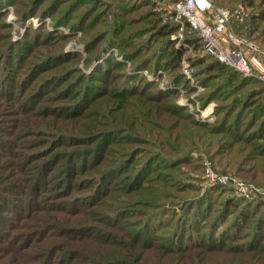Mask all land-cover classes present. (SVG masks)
<instances>
[{
  "label": "trees",
  "instance_id": "obj_1",
  "mask_svg": "<svg viewBox=\"0 0 264 264\" xmlns=\"http://www.w3.org/2000/svg\"><path fill=\"white\" fill-rule=\"evenodd\" d=\"M36 1L37 0H33L34 4ZM54 1L57 0H53L52 3ZM70 1L73 2L70 4L69 8H66V10L60 14L59 17L62 18H59L55 22L56 26L59 24H65L64 22H66L67 19L69 21L72 16L71 27L74 29H84L88 35V32H90L93 27L98 26V18L103 16L105 12H98L102 8L97 9L95 2L94 5L87 10V12L86 10L78 12L84 0ZM214 1L219 6L227 7H234L239 3L246 4L247 7L250 8V25L246 26L243 23H236L238 27L242 28V31L238 33L247 35L258 42L264 43V0ZM116 3L118 4L117 6H119L120 11H122L119 16L122 15V17H124L125 14L130 15V13L134 12L132 10H129V12L123 10L126 9L121 6L123 5V0H117ZM116 8L118 9V7ZM51 12L50 6L48 8H44L43 14H41L42 18L46 15H51ZM146 17L147 15L143 16V18L134 17L130 20H127L125 17L127 25L124 23L120 24L122 20L120 22L114 23L111 32L116 33V36H120L125 33L126 35H123L121 39L126 40V43L124 44H119V37H109V33H107V31L104 35H98L97 33L94 34L95 36L93 35L91 38H89V40H86V52L90 55L92 53L95 55L91 60L96 61L100 59L105 52L104 50L107 51L113 44L118 43L120 45L119 49L122 52L121 55L124 56V58L130 60L133 70H142L147 67L159 68L162 65L170 66V64L174 65V62L177 64L184 49L173 48V43L170 41V34L177 31V24L174 22V20L171 21L172 23L163 20H153L144 26L146 29L141 30L142 28H137L135 30H131V34H127L128 31H130L126 29L129 27V24H138L139 22L145 20ZM84 23H86V26ZM262 26L263 28H261ZM260 28L261 30H259ZM142 33L148 34V38H146L145 42L135 46L134 44L136 43L132 41L137 40V36ZM101 35L102 37L100 39L103 42L102 47H99L98 41L100 42L101 40L96 37ZM185 38L194 46V49L200 48L204 52L203 44L197 30L191 28L189 25L186 26ZM17 43H20V41L13 44L16 45ZM38 43L40 42L36 41L35 45H31V47H36ZM26 47L27 44L19 51H24ZM31 51L32 49L30 48V50H28L25 54L15 57V59H18V64L15 70L10 72V75L7 77V81L9 83H4L3 87L0 83L1 96L14 100L15 98L19 99V95H22L23 100L20 105L21 112L28 116V111L35 108L41 102V99L44 95L43 91L48 85H53L55 83L57 86L59 82L62 83L59 86L66 85L67 89L62 91L63 98L67 97V93L73 94L75 91L79 92L77 97L73 99V101H75L73 105L63 107L61 106L62 102H60L57 109H53L52 112H50L53 114V116H50L49 113L40 114L39 116L31 114L30 117H40V119L31 125L23 124L27 118H24L22 122L18 124L16 122L12 123L8 129L10 132H6L8 133L7 135L10 134V138H0V145L2 146V149H8L9 147L13 149L14 146L16 148H20L19 151L21 154L26 155L27 158H25L26 160L23 162V166L26 162V164L31 167L28 168L29 172L27 171L29 174H26V176L23 177L21 176V171L18 169V163L13 162L11 164L12 166H10L11 174L2 180L0 178V247L3 246L9 250L11 249L12 253H17L16 251L23 250L21 257L28 258L32 262H37L40 258H44L43 262H37L35 264H59L63 261V259L74 260L76 257L82 258L83 262L81 264H128L127 258L125 259V257L123 260H118L115 258L118 257V254L114 253L117 251V248L112 251V248L116 247L117 245L124 249L126 246V240L124 239V236L127 235L129 230L125 231L123 228V214L121 213L123 208L120 207L115 209L114 212H116L112 216L109 215V213L102 214V219L105 222L104 224H101L97 227H91L89 225L79 223L76 225L66 226L62 232H60L61 229H59L60 224L58 222L46 221L47 218L41 213H51L48 214L50 217H55L54 220H59L64 218L60 215H65V212L68 213L70 217L72 213L78 215L80 213L86 212L85 209L87 207L95 205L96 202L93 201L103 198V196L108 193L111 185H114V183L120 181L121 174L128 171L126 170L127 163H135L133 162V156L136 158V156L139 155L138 152L142 151L138 150L137 148L131 149L129 148L130 145H132L134 142H137L136 138L138 136H144L148 140L155 139V129L158 131L157 139L160 141L163 149L164 147H167L168 151H170V156H172L171 154H179L182 151H191L192 149H194V151L195 149L197 151H201L200 148H202L204 151L208 152V156L212 162H215V168L217 165H219L221 172H235V174L243 176L244 179L246 178L245 180L264 186V125L261 124L264 120V86L260 81L244 77L245 79L253 80L260 85L257 90H253L251 93H245V103H243V109H250L249 113H251V121L246 120L244 122L239 114H236L233 120H231L232 117H228L229 115H233L234 110H232L231 114L222 117L217 123L202 124L195 121L191 116L179 112L175 106L171 105L170 107L173 108H167L163 102L169 100L170 96H172L171 94L174 93L173 91L152 94L150 89H154V82L145 80L141 74H129V72L125 69V64L123 62L117 61L114 56L105 58L102 65L95 68L93 72L86 74L84 71H82L85 74H83V76L77 75L73 77L72 75L73 73H76L77 68L72 67L66 69L65 74H49L43 80L35 84L34 81L39 77L40 74L42 75L44 72L51 71L52 68H57L64 63L72 61L75 54H73V56L68 54L69 56H64L65 58H60L57 61H53L51 59L53 57L52 56L48 59V61L45 60L40 64L33 61L28 62L27 64H30L31 66L24 70L22 69V66L26 63L27 56L30 55ZM204 54L206 55L205 57L199 58L201 64L204 63L203 59H206V57L210 59V62L205 64V66L201 69V73L205 77L206 73L211 74V71L214 73L217 71L218 74H211L214 76L210 77L214 79L225 77L227 78L226 83H228L226 86L230 87L231 83H234L241 76L239 73L214 59L209 54ZM41 65L49 66L40 68ZM19 75L20 78H18ZM95 79L99 81L100 86L95 84ZM109 80H111L114 85V90L112 91H110L109 88H105V85L110 83ZM119 80H121V82H119ZM29 86H32V91L28 94H25V91ZM242 89L244 88H239V90ZM239 90L236 92L229 91V93L235 94L239 92ZM251 96L259 97L257 102L254 104H249L248 98ZM98 101H102L101 105L98 104ZM87 111H89L91 114L90 116H86L88 115ZM104 111L108 113L109 118L111 119L110 121H117V116H114V114L118 112V119L120 122L119 113H122V119L125 118V124L120 123V128H116L114 125L109 124L110 128L107 130V132L104 131L94 135H100V140L102 141L109 138V144L113 142L118 143L119 146L122 145L126 147L124 152L129 151L130 153H128L129 156H125L127 157V160L125 161L124 165H113L106 171L101 170V172H96L94 174L91 173L89 176H87L88 178H85L84 180L81 179H83L85 176L79 179L82 185L80 187L86 189V191H90L89 193L80 197L84 198V201H87L85 204L88 203L87 207L85 208L82 207L83 204L77 201L80 198L74 196L73 190H76L77 177L81 174L83 169L87 170L88 167H91L90 169L95 170L101 167V165H103V157L105 156V152L99 153V148L94 147L92 150H89L91 153L86 157L83 156V160L80 162L77 160L76 150L70 149L66 154L62 153V155H55L50 160H44V158H41V156L44 154H39L38 157H34V155L38 152H32L28 155V152L26 153V149H24V145H21V142L16 141V139L22 141V139L25 137H29L28 135H31L30 137H32V135L35 134H43L50 135L52 137L51 139L53 141L50 143L51 146H54V144H56L58 141H61V144L63 145H74L75 143H78V141L86 142L91 140L92 137H95L91 134L93 131L92 128L95 129L97 125H105L103 120L99 118L100 114H103ZM46 117L52 118L49 119ZM261 117L263 120L260 119ZM89 118H92L90 123H88L90 120ZM83 119H85V122L82 121ZM257 121L261 122L257 124ZM248 122H250L249 125ZM253 127H257L254 132H252ZM76 129L85 131L87 134H78V136L80 135L79 137L73 136V133L80 132ZM19 130L21 131L19 132ZM94 132L97 133L96 131ZM166 132H168L167 136H169L168 143H165L163 138V135L166 136ZM122 133H132L135 138H132L130 134L129 136L121 137ZM33 139L35 138L30 140L33 142V145L40 141L38 139ZM144 142L147 143L146 141ZM100 143L101 142L97 143V147L100 146ZM108 150L111 151L110 149ZM122 151L123 149L118 151L116 150V147H114V152ZM43 152H48V150H44ZM90 156L91 159L89 158ZM160 156V154L149 156L144 162L139 164L135 170L132 171V175H130V177H132L130 178L129 182V190L131 188V191L137 193L138 196L140 195L145 197L147 194H149L152 195L151 197L153 198H155L153 196L154 191L160 193L156 195L158 198L164 194H167L168 197H170L171 192H168L167 189L173 190L174 188H177L178 191H182L181 193L191 191L187 187H178L180 180L177 182L175 178L182 173V169L177 167V164H168L165 161V167H156L157 162L154 161L159 159ZM56 158L58 160L55 161ZM60 159H65L62 162L65 167V170L63 171L57 168ZM35 162L37 164H34ZM153 162L155 164H153ZM38 163L42 164L40 165ZM180 163L187 165L189 161L183 160ZM19 166H22V162L19 163ZM3 169L4 168L0 164V177H2V173L4 171ZM194 169H197V167H194ZM160 170H162L164 174L167 173L168 176H165L164 174H161L160 176L157 175V171ZM51 171L53 172L51 173L52 176L50 177H53V179L58 177V179L55 181V184L49 188L48 184L45 183L49 179L48 174ZM30 177L33 179L31 186H29L26 181ZM180 185L184 186V183ZM48 189L49 191H52L53 196L51 200H48V197L50 196H46ZM172 195L177 198L181 196L175 192H173ZM195 198L196 197L190 199L186 197L183 200L185 201L184 204L188 206V212L190 215L192 214L191 217H203L202 215H198L196 211L197 209L203 208L207 204V200H205L203 205L198 208L193 205ZM204 198L206 199V194ZM222 198L223 196L220 199ZM231 198L232 197L230 196L227 199V204L225 206H228L229 204H233V206L235 205L236 202L232 200L234 198ZM240 200L241 201H239V204L244 203L249 207L264 205V200H258L254 202H249L244 198ZM196 202H199V200H196ZM244 209H246V206ZM52 210L57 211L54 213H59V216L56 217L53 212H50ZM34 211H37L36 214L32 213ZM183 211L187 210L183 209ZM207 211L203 212V215ZM208 214L209 213L205 214L206 217H208ZM154 215L156 214L151 213L148 218L142 219L139 223L135 222L129 224L132 229L131 235H128L131 238L130 243L141 251H143L142 248L154 246L152 244L151 237L157 234L156 228H159V226L162 224V221L157 222L160 224L153 222L152 219ZM216 217L218 218L215 221L209 222V226L206 229L209 231L206 233L204 240L209 238V235L214 237L223 230H232L234 228L233 225H235L237 221L243 220V223L245 224V218L247 215L242 213L235 219L233 218L231 221L235 223L232 226L227 225L224 229L221 227L224 224L222 221L224 220L225 213L219 214ZM262 220H264V211L262 215L259 216L258 220L252 221L254 224L250 227L252 232H249V234L244 237V242L237 243L236 246L227 247H231L233 250L232 252H235V248L241 247L242 250H246L245 252L247 253H253L256 251L260 254H264V244H262L263 242L259 241L256 243V241H254L255 231L264 230V224H260L258 222ZM187 222L188 219L185 220L183 225L186 227L184 231H182L183 226H181V228H178L177 231L172 230L168 233L167 237L164 236V238H161L166 241L165 243H168V245L161 244L160 246V248L164 249L163 252H166L165 254L170 255L183 253V255H185L186 252L192 251L205 253L204 250L208 249L209 251H215L216 248L223 250L221 249L222 246H217L213 243L208 245L204 243H189L192 240V236L190 234H187V237H190V239L186 241V232L191 231V226L193 224H197L196 227L198 230L199 223L197 220H194V218H191L190 221L188 223ZM109 225L113 227L112 230L107 228ZM129 225L128 229H130ZM215 227H217V229L214 231ZM52 228H58V233H62L61 237H68V239H70L69 243L64 241L67 252L64 255L59 256V259L56 263L54 262L53 256L51 254H53L56 249H59V245L54 246L52 243V238H50L53 235L52 231H50ZM175 228L176 227H174V229ZM116 237L119 239H116ZM238 237L239 236L235 234L228 237L227 239L236 240ZM179 238L181 241L180 244H176V246H170V241ZM96 241L103 242V245L107 247L105 253L100 254L102 258L96 257L94 253H92L93 251H84L82 246L83 243L84 246H89L91 243ZM40 242L42 246H36ZM199 242L202 241L200 240ZM219 243L221 245H225L227 242H225L224 239H221ZM198 255L199 254L196 256L195 254L196 257H199ZM12 256L16 255L13 254ZM185 259L188 258L186 257ZM261 260H264V258H261ZM193 262L197 263L198 259H194ZM0 264H4L2 260H0ZM262 264H264V261Z\"/></svg>",
  "mask_w": 264,
  "mask_h": 264
},
{
  "label": "rangeland",
  "instance_id": "obj_2",
  "mask_svg": "<svg viewBox=\"0 0 264 264\" xmlns=\"http://www.w3.org/2000/svg\"><path fill=\"white\" fill-rule=\"evenodd\" d=\"M52 1L53 0H37L34 4L33 0H0V83L2 87L4 83H9L7 81V77L10 75V72H13L17 67L18 59H15V57L25 54L28 50H30V48L32 49V51L30 52V55L27 56L26 63L22 66V69L24 70L28 69L31 66L30 64H27L28 62L33 61L35 63L40 64L45 60L48 61V59L52 56L53 57L51 59L53 61H57L60 58H63L64 56H69L68 54H71L72 56L73 54H75V56L73 57L74 59L72 61L64 63L57 68H52L51 71L44 72L42 75L40 74L39 77L34 81L35 84L43 80L49 74H65L66 69L72 67L77 68L76 73H73L72 75L73 77L77 75L83 76L84 73L82 71H84L86 74L93 72L95 68L100 67V65H102L105 58L109 56H114L117 61L123 62L125 64V69L129 72V74H141L145 80L154 82V89H150V92L152 94L173 91L174 93L171 94L172 96H170L169 100L163 102L167 108L171 105L175 106L179 112L191 116L195 121L202 124L217 123L221 120L222 117L231 114L232 110H234L233 115H229L228 117H232L231 120H233L236 114H239L241 119L244 120V122L246 120L251 121V113H249L250 109H243V103H245V93H251L253 92V90H257L260 85L253 80L245 79L244 76L242 77L241 75L234 83H231L230 87H227V78L224 77V79L223 77H221L219 79H214L210 77L214 76L211 74H218L217 71H215V73L211 71V74L206 73V77L202 75L201 69L205 66V64L210 62V59L206 57V59H203L204 63L201 64L199 58L205 57V52H203V50L200 48L194 49V46L186 40L185 34L183 38L173 37L175 36L174 33L170 34V41L173 43V48L184 49L181 58L179 59V62L177 64H175L176 62H174V65L170 64V66L162 65L159 68L147 67L142 70H133L130 60L124 58V56L121 55L122 52L119 49V46L121 44L126 43V40H121L123 35L126 34L124 33L123 35L116 36V33H112L111 29L113 28L112 26L114 25V23L120 22L122 20L123 22L121 21L120 24L124 23L125 25H127L125 17L127 20H130L134 17L143 18V16L147 15L146 19L142 22L133 25L129 24V27L126 28L130 30L127 33L128 35L129 33L131 34V30H135L137 28H142L141 30L146 29L144 26H146L149 22L153 20H163L172 23V4L175 2V0H123V5L121 6L126 8L123 10H126L128 12L129 10L134 11L130 13V15L125 14L124 17H122V15L119 16L122 11H120L119 6H117V0H84L78 12H82L83 10H86L87 12V10L94 5V2L97 6V9L102 8L98 12H105L103 16H100L98 18V26L93 27V29L88 32V35L84 31V29H74L71 27L72 16L69 21L67 19V21L64 22L65 24H59L56 26L55 22L59 18H62L59 17L60 14H62L64 10H66V8H69L70 4L73 1L57 0L53 2L54 4L52 3ZM49 6L52 11L51 15H46L42 18L41 14H43V9L48 8ZM116 7H118V9ZM84 25L86 26V23H84ZM263 26L261 28H263ZM261 28L259 30H261ZM235 29L237 32L242 31V28L238 27L237 25H235ZM106 31L107 33H109V37H119L118 42L120 45L118 43L113 45L111 44L112 46L107 51L104 50L105 52L103 53L100 59L96 61L91 60L94 58L95 55H93V53L90 55L86 52V40H89V38H91L94 34L97 33L98 35H104ZM147 35L148 34L146 33L139 34L137 36V40L132 42H135L136 44L134 45L137 46L145 42L146 38H148ZM101 37L102 35L96 38L100 39ZM19 41L20 43H17L16 45L13 44ZM36 41L43 43H41V45L40 43H38L36 47H31V45H35ZM102 42V40L100 42L98 41L99 47H102ZM258 43L264 46V43ZM26 44L27 47L24 49V51H19L20 49H22V47H25ZM46 66L49 65H41L40 68H45ZM18 78H20V75ZM94 81L96 82L95 84L97 86H100L99 81L97 79H95ZM109 81L110 83L108 85H105V88H109V90L112 91L114 90V85L111 80ZM119 82H121V80H119ZM60 84L62 83L59 82L57 86L56 84L54 86L52 84L46 86L43 91L44 95L41 99V102L35 108L30 109L28 111V116L25 113L23 114L21 112L20 105L23 100L22 95H19V99L15 98L14 100L11 98H5L4 96L0 95V138H10V134L7 135L8 133L6 132H10L8 129L10 128L12 123L16 122L18 124L22 122L24 118H27V120H25L23 124L31 125L32 123H35L40 119V117H30L31 114L39 116L40 114L49 113L50 116H53V114H51L50 112H52L53 109H57L58 104H60V102H62L61 106L63 107L73 105L75 102L73 101V99L77 97L79 91H75L73 94L67 93V97L63 98L62 91L67 89V87L66 85L59 86ZM241 87H243L244 89L239 90V88ZM31 89L32 86H29L26 89L25 94L31 92ZM237 90H239V92L235 94L229 93V91L236 92ZM258 98V96H251L250 98H248L249 104H254L255 102H257ZM101 103L102 101H98V104L101 105ZM87 113L88 115L86 116L91 115L89 111H87ZM114 116H117V121H110L111 119L109 118L108 113L105 111L103 114H100L99 118L103 120L105 125H97L95 129L92 128L93 131L91 134L94 135L104 131L107 132V130L110 128L109 124L114 125V127L116 128H120V123L125 124V118L122 119V113H119L120 122L118 119V112L115 113ZM46 118L51 119L52 117ZM89 119L90 120L88 121V123L92 121V118ZM260 119L263 120L262 117ZM82 121L85 122V119H83ZM260 122L261 121H257V124H259ZM249 124L250 122H248V125ZM261 124L264 125V120ZM256 128L257 127H253L252 132H254ZM20 131L21 130H19V132ZM78 131L80 132H75L72 135L79 137L82 134H87L85 131ZM94 131H96L97 133H95ZM154 131L156 133L154 137L155 139L152 138L153 140H148L144 136H138L136 138L137 142H134L132 143V145H130L129 148H137L138 150L142 151L138 152L139 155H137L136 158L133 156V162L135 163H131V165L128 162L126 165V170L128 171L121 174L120 181L114 183V185H111L108 193L105 194L103 198H99L93 201L96 202L95 205L89 207H87L88 203L85 204V202L87 201H84V198L80 197H82V195L84 194L89 193L90 191H86V189L80 187L82 185L79 179L85 176L83 179H81L84 180L85 178H88L87 176H89L91 173L94 174L96 172H101V170L106 171L113 165H124L125 161L127 160V157L125 156H129L128 153H130L129 151L124 152L126 150L125 146H119L118 143L115 142L109 144V138L102 141L100 140V135H94L95 137H92L91 140H88L86 142L78 141V143H75L74 145H63L61 144V141H58L56 144H54V146L50 145V143L53 141L50 135L35 134L32 135V137H30L31 135H28L29 137H25L24 139H22V141L16 139V141L21 142V145H24V149H26V153L28 152V155L32 152H38L34 155V157H38L39 154H44L41 156V158H44V160H50L55 155H62V153L66 154L70 149L76 150L77 160H79L80 162L83 160V156H88L91 153L89 152V150H92L94 147L99 148V153L105 152V156L103 157V165H101V167L95 170L90 169L91 167H88L87 170L83 169L81 171V174L77 177L78 179L76 181V190H73L74 196L80 198L77 201L83 204L82 207H87L85 209L86 212L80 213L78 215L72 213L71 217L68 213L61 212L65 215H60L64 218L59 220H54L55 217H50L48 214L51 213L42 212L41 214L45 215V217L47 218L46 221L58 222L60 224V232H62V230L68 225H76L79 223L89 225L91 227H97L101 224H104L105 222L102 219V214L109 213V215L112 216L116 212H114V210L121 207L123 208L121 211V213L123 214L122 221L124 222L123 228L125 231H129L127 235L124 236V239L126 240L125 249L120 248L119 245L112 248V251L117 248V251L114 253L118 254L117 256L119 258L115 257L118 260H123V258L125 257V259L127 258L128 264H262L264 260H261V258H264V254H260L256 251H254L253 253H247L245 252L246 250H242L241 247H239L240 249L235 248V252H232V248L227 246H236L237 243L244 242V237L249 234V232H252L250 228L254 225L252 221L258 220L259 216H261L264 211V205L257 207H249L247 204L244 203L239 204V201H241L240 199L244 198L249 202H254L258 200H264V198L261 194H256L252 197H248L245 194L239 192L237 186L232 183H222L217 179V177H215V179L209 178L207 175L206 162H210L213 171L218 175H235L245 182L253 183L263 188L264 186L252 181L245 180L246 178L244 179L243 176L235 174V172H221V169H219V165H217L215 168V162H212V160L208 156V152L204 151L202 148H200L201 151H197L196 149L194 151V149H192L191 151L186 150L182 151L179 154H171L172 156H170V151H168L167 147H164L163 149V146L157 139V129H155ZM78 134L80 135L78 136ZM129 134L132 138H135L132 133ZM129 134L122 133L121 137L129 136ZM167 135L168 132H166V136L163 135L165 143H168L169 136ZM32 138L38 139L40 141L33 145V142L30 141ZM144 141H146L147 143H145ZM98 142L101 143L100 146L97 147ZM114 147H116V150L118 151H121V149H123V151L114 152ZM108 149H110L111 151H109ZM19 150L20 148H16L15 146L13 147V149L10 147L8 149H2V146L0 145V164L4 168L2 177H0L1 180L11 174L10 166H12L11 164L13 162L18 163V169L21 171V176L24 177L26 176V174H29L27 173V171L29 170L28 168L31 167L26 164V162L23 166V162L27 158L26 155L21 154ZM44 150H48V152H43ZM158 154H160L161 156L159 157V159H156L154 161L157 162L156 167H165V161L168 164H177V167H180L182 169V173L179 176H176V178H174L177 182L180 180V184L184 183V186H181L179 184L178 187H187L191 191L181 193L182 191H178L177 188H174L173 190L167 189L168 192H171L170 197H168L167 194H164L160 198L156 197V195L160 193L154 191L153 196L155 198H153L151 197L152 195L149 194H147L145 197L140 195L138 196L137 193L131 191V188L129 190V182L130 178L132 177H130V175H132V171L135 170L137 166L144 162L149 156H155ZM89 158L91 159V156ZM56 160L58 159L56 158L55 161ZM64 160L65 159H60L59 165L57 167L61 171L65 170V167L62 164ZM183 160H188L189 163L187 165L181 164L180 162ZM21 162L22 166H19V163ZM154 162L153 164H155ZM42 163L38 164L41 165ZM34 164L37 163L35 162ZM194 167H197V169H194ZM52 172L53 171L48 174L49 179L45 183L48 184L49 188H51L55 184V181L58 179V177L56 179L50 177L52 176ZM161 172L162 170L157 171L156 174L159 176L161 174H164V172ZM164 175L168 176L167 173H165ZM31 178L32 177L26 180L29 186H31L33 182V179ZM173 192L180 194L181 196L177 198L172 195ZM205 194L206 199L204 198ZM221 195L224 199H220L222 197ZM46 196H50L48 197V200H51L53 196L52 191H49L48 189ZM230 196L234 198L231 199L234 200V202L236 203L234 206L233 204L225 206L227 204V199ZM186 197L190 199L196 197L193 205L198 208L203 205L205 200H207V204L203 208L197 209L196 211L198 215H202L203 217H191L192 214L190 215V213L188 212V206H186V204H184L185 201H183ZM196 200H199V202H196ZM245 206L246 209H244ZM183 209L187 211H183ZM205 211L207 212L203 215V212ZM36 212L37 211H34L32 213L36 214ZM50 212H53L56 217L59 216V213H54L57 211L52 210ZM151 213L156 214L152 219L153 222L157 223L162 221V224L161 226H159V228H156L157 234L151 237L152 244L154 246L142 248L143 251H141L130 243L131 238L128 235H131L132 229L129 224L135 222L139 223L142 219L148 218ZM207 213H209L208 217H206L205 215ZM222 213H225L224 220L222 221L224 222V224L221 227L223 229L227 225L232 226L235 222L231 220L233 218L235 219L242 213L247 215V217L245 218L246 222L244 224L243 220L237 221L235 225H233L234 228L232 230H223L214 237H211L209 235V238H206L204 240L206 233L209 231L206 230L209 226V222L215 221L218 218L216 216ZM191 218H194V220H197L199 222L198 230L196 227L197 224H193L191 226V231L186 232L185 240L188 241L190 239V237H187V234H190L192 236V240L189 243H204L206 245L213 243L217 246H222L221 249L223 250H220V248H216L215 251H209L208 249L204 250L205 253H198L197 251H192L186 252L185 255H183V253L170 255L165 254L166 252H163L164 249L160 248V246L161 244L168 245V243H165L166 241L161 238H164V236L167 237L168 233L172 230L177 231L178 228H181V226L184 225L186 219H188L189 222ZM258 222L260 224H264V220ZM128 225L130 229H128ZM174 227L176 228L174 229ZM107 228L109 230H112L113 227L109 225ZM185 228L186 227L183 226L182 231H184ZM216 229L217 227L214 228V231ZM50 231H52L53 234L50 237L52 238L51 240L53 245H59V249H56L53 254H51L53 256L54 262L56 263L59 259V256L64 255L67 252L66 246L64 245V241H67L69 243L70 239H68V237H61L62 233H58V228H52ZM235 234L239 236L236 240L227 239L228 237ZM116 239L119 238L116 237ZM221 239H224V241L227 242L226 244L228 245H221L219 243ZM200 240L202 242H199ZM254 241H256V243L261 241L263 242L262 244H264V230L255 231ZM180 242V238L170 241V246H176V244H180ZM36 246H42L41 242L38 243ZM82 246L84 248V251H93L92 253H94V255L98 258H102L100 254L105 253L107 249V247L104 246L103 242L101 241L93 242L89 246H84L83 243ZM16 252L17 253H12L11 249L9 250L2 246L0 247V260H2L4 264H35L37 262H43L44 259L40 258L39 261L32 262L28 258L21 257L23 250ZM13 254H15L16 256H12ZM195 254L196 256L197 254H199V257H196ZM186 257L188 259H185ZM196 258L198 259V262L194 263L193 260ZM82 262L83 261L81 257H76L74 260L63 259V261L59 264H81Z\"/></svg>",
  "mask_w": 264,
  "mask_h": 264
},
{
  "label": "built area",
  "instance_id": "obj_3",
  "mask_svg": "<svg viewBox=\"0 0 264 264\" xmlns=\"http://www.w3.org/2000/svg\"><path fill=\"white\" fill-rule=\"evenodd\" d=\"M250 8L244 3L234 7L219 6L214 0H178L172 4V18L177 24L176 38H183L186 26L197 30L204 52L225 64L240 75L260 81L264 86V46L257 40L239 34L236 23L250 25ZM207 164L209 178L222 183H232L242 194L252 197L264 188L245 182L235 175L216 174L210 162Z\"/></svg>",
  "mask_w": 264,
  "mask_h": 264
}]
</instances>
